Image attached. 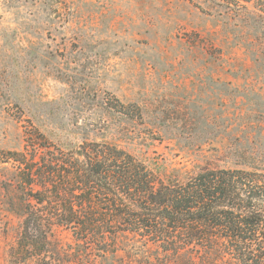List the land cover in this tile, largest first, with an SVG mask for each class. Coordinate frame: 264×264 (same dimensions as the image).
Returning a JSON list of instances; mask_svg holds the SVG:
<instances>
[{
  "label": "rangeland",
  "instance_id": "rangeland-1",
  "mask_svg": "<svg viewBox=\"0 0 264 264\" xmlns=\"http://www.w3.org/2000/svg\"><path fill=\"white\" fill-rule=\"evenodd\" d=\"M116 100L142 119L111 109ZM31 127L63 148L116 145L164 179L264 174V0H0V151L23 152ZM15 176L0 165V264H15L21 232ZM53 236L83 251L71 233ZM135 255L189 263L157 248ZM129 263L122 252L95 260ZM194 263L236 264L202 247Z\"/></svg>",
  "mask_w": 264,
  "mask_h": 264
},
{
  "label": "trees",
  "instance_id": "trees-1",
  "mask_svg": "<svg viewBox=\"0 0 264 264\" xmlns=\"http://www.w3.org/2000/svg\"><path fill=\"white\" fill-rule=\"evenodd\" d=\"M116 103L111 109L120 115L142 119L140 110ZM9 164L20 195L10 207L22 219L10 253L15 264H68L64 256L95 264L120 252L134 264L138 247L157 248L168 262L195 264L202 247L211 258L264 264L262 173L206 169L164 179L116 145L63 148L34 127L25 132L23 152L0 151V165ZM56 228L71 233L83 251L60 246Z\"/></svg>",
  "mask_w": 264,
  "mask_h": 264
}]
</instances>
